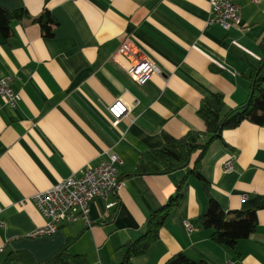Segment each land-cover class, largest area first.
<instances>
[{
  "label": "crops",
  "instance_id": "crops-1",
  "mask_svg": "<svg viewBox=\"0 0 264 264\" xmlns=\"http://www.w3.org/2000/svg\"><path fill=\"white\" fill-rule=\"evenodd\" d=\"M242 8L239 27L210 25V0H0L30 19L0 37V81L13 78L21 100L0 98V264L27 253L43 264L68 246L88 264H120L121 248L147 231V220L183 187V199L165 222L160 240L134 264H167L177 254L208 264H264V127L248 122L224 133L230 152L215 144L203 160L204 183L189 169L132 176L142 153L205 130L204 100L222 94L227 109L250 97L248 75L260 68L264 0H231ZM49 11L56 22L46 38L32 19ZM128 42L162 71L139 86L110 58ZM126 68L130 61L119 57ZM122 99L130 113L115 124L107 108ZM116 154L124 188L119 207L90 205L85 222L63 225L51 237H31L45 225L33 197ZM232 160L233 170L224 169ZM208 196L227 213L256 210L258 229L235 249L216 245L196 220ZM114 215V216H113ZM110 218L108 221L107 219ZM196 230L188 233L185 224ZM58 264H74L71 258Z\"/></svg>",
  "mask_w": 264,
  "mask_h": 264
},
{
  "label": "trees",
  "instance_id": "trees-1",
  "mask_svg": "<svg viewBox=\"0 0 264 264\" xmlns=\"http://www.w3.org/2000/svg\"><path fill=\"white\" fill-rule=\"evenodd\" d=\"M30 19L25 9L9 11L0 6V37L4 43H9L13 37V24ZM39 25L44 36H53V27L56 22L49 11L31 20ZM262 59L260 68L252 70L248 79L251 81L249 100L234 109H227L224 96L214 94L204 100L199 111V117L204 122L205 130L190 132L185 137L166 144L158 150L146 151L141 154L139 163L132 176L168 175L177 171L189 169L198 180L204 183L208 194L209 182L203 173V160L210 149L221 143L230 152L234 149L224 140V133L239 128L243 123L264 127V41L261 44ZM180 185L177 193L168 204L156 211L147 220V231L139 239L127 242L121 252L123 260L120 264H134L133 260L146 256L152 247L160 240V233L175 208L183 199V187ZM114 216V215H113ZM111 217L107 220L109 221ZM199 227L212 231L211 241L221 247L235 249L237 244L248 239L257 232L258 213L256 210L247 212H225L219 203L208 196L205 212L196 220ZM71 258L74 264H88L85 257L70 256L68 246L64 247L49 261L43 264H58ZM8 263L21 262L35 264L27 253L10 254ZM167 264H208L204 261H194L184 254H177Z\"/></svg>",
  "mask_w": 264,
  "mask_h": 264
},
{
  "label": "built area",
  "instance_id": "built-area-1",
  "mask_svg": "<svg viewBox=\"0 0 264 264\" xmlns=\"http://www.w3.org/2000/svg\"><path fill=\"white\" fill-rule=\"evenodd\" d=\"M211 18L210 25H218L224 31H230L240 26L242 21V8L231 0H210ZM125 57L130 61V67L126 68L119 61V57ZM111 62L119 66L135 83L144 86L155 76L162 75L157 63L148 57L139 56L133 50L130 43L125 42L110 58ZM13 78L8 77L0 81V98L6 99L16 107L21 97L12 87ZM108 113L113 122L117 124L126 117L131 109L122 100L117 99L108 108ZM123 164L116 154H109L98 166L87 167L81 176H72L33 197L36 208L45 219V225L32 233L31 237H51L65 224L85 222L91 225L89 220L90 205L96 199L106 201V211L110 213L119 207V199L109 201L110 196L117 197L124 188V182L119 178V167ZM226 171L233 170L232 160L225 162ZM188 233L196 230L191 223H186ZM4 248H0V254Z\"/></svg>",
  "mask_w": 264,
  "mask_h": 264
}]
</instances>
